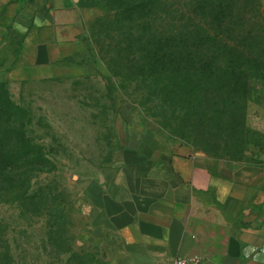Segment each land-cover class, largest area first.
I'll use <instances>...</instances> for the list:
<instances>
[{
	"label": "rangeland",
	"instance_id": "374dc122",
	"mask_svg": "<svg viewBox=\"0 0 264 264\" xmlns=\"http://www.w3.org/2000/svg\"><path fill=\"white\" fill-rule=\"evenodd\" d=\"M81 1L87 10L73 27L31 25L17 38L25 0H0V264H115L93 233L88 198L131 128L151 129L164 146L188 147L215 167L264 161V0H161L150 12L145 28L194 30L191 46L197 31L204 41L213 32L238 50L231 59L248 87L199 96L138 67L139 45L129 42L142 20L108 14L105 0ZM229 62L219 61L221 78Z\"/></svg>",
	"mask_w": 264,
	"mask_h": 264
},
{
	"label": "crops",
	"instance_id": "0c3cea01",
	"mask_svg": "<svg viewBox=\"0 0 264 264\" xmlns=\"http://www.w3.org/2000/svg\"><path fill=\"white\" fill-rule=\"evenodd\" d=\"M73 1L25 0L13 36L31 25L73 27L87 10ZM92 183L91 227L115 264H264V161L215 167L188 147L164 146L151 129L131 128L120 159Z\"/></svg>",
	"mask_w": 264,
	"mask_h": 264
},
{
	"label": "trees",
	"instance_id": "16d2710c",
	"mask_svg": "<svg viewBox=\"0 0 264 264\" xmlns=\"http://www.w3.org/2000/svg\"><path fill=\"white\" fill-rule=\"evenodd\" d=\"M205 2L206 4L214 3L211 0H205ZM160 5L161 0H105L108 14H120L122 19L128 22H132L134 18L142 20L141 32H138L139 35L129 43L137 42L139 45L142 62L141 66L138 67L143 72L151 69L156 77L169 76L168 79L175 81L177 91L190 86L198 96L206 89L218 90L222 87H228L236 90L248 87L246 72L241 73L238 68L239 64L234 58L231 59V57H235L238 50L229 48L228 44H222L224 35L208 32L205 36L207 41H204L201 31H197L200 34L198 36L199 42L196 46H191L190 41L193 32L195 33L194 30L145 28L148 24L147 20L151 19L150 12L153 9H158ZM213 7L212 5L210 9H216ZM160 10H158L157 17L160 16ZM213 11L217 12L216 10ZM108 18L111 17L108 16L106 20ZM219 20L220 22L223 21L222 19ZM209 44H211L213 52L206 59L201 55ZM223 56L230 58L228 72L224 75L225 78L220 76L221 63L219 64V61ZM41 157L42 161L47 160L45 155ZM13 195L20 194L14 191Z\"/></svg>",
	"mask_w": 264,
	"mask_h": 264
},
{
	"label": "built area",
	"instance_id": "2783aa9c",
	"mask_svg": "<svg viewBox=\"0 0 264 264\" xmlns=\"http://www.w3.org/2000/svg\"><path fill=\"white\" fill-rule=\"evenodd\" d=\"M175 264H199V262L195 259L177 258Z\"/></svg>",
	"mask_w": 264,
	"mask_h": 264
}]
</instances>
